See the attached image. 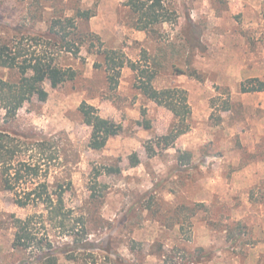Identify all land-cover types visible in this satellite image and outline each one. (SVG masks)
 Instances as JSON below:
<instances>
[{
	"label": "rangeland",
	"instance_id": "rangeland-1",
	"mask_svg": "<svg viewBox=\"0 0 264 264\" xmlns=\"http://www.w3.org/2000/svg\"><path fill=\"white\" fill-rule=\"evenodd\" d=\"M126 1L0 0V35L44 30V22L32 19L39 11L47 21L62 11L72 15L76 5L90 9L94 16L80 28L98 34L103 47L156 68L153 86L183 88L191 107L189 130L166 146L159 138L172 114L141 93L128 66L113 87L104 67H95L102 61L99 43L89 42L78 56H58L76 77L56 88L46 83V100L28 101L10 122L0 106V127L29 143L45 141L23 152L42 163V178L71 182L65 225L44 222L58 263L162 264L151 247L160 241L170 263L203 246L213 257L199 264H264V91H242L253 78L264 81V0H172L177 19L151 31L130 25ZM83 101L122 125L99 150L88 146ZM14 200L0 185V261L36 264L29 249L17 259L10 255V215L47 211Z\"/></svg>",
	"mask_w": 264,
	"mask_h": 264
},
{
	"label": "trees",
	"instance_id": "trees-1",
	"mask_svg": "<svg viewBox=\"0 0 264 264\" xmlns=\"http://www.w3.org/2000/svg\"><path fill=\"white\" fill-rule=\"evenodd\" d=\"M126 6L130 25L138 30L151 31L155 26L173 22L178 17L172 0H127ZM73 10L72 15L62 11L52 15L47 21L42 18L41 11L36 12L32 19L34 23L44 22V30L13 28L11 33L0 35V69L7 70L6 75L0 74V106L4 110V122L12 121L18 110L33 98L46 100V83L56 88L75 79L76 70L58 61L61 53L69 52L78 56L86 43L89 42L91 47L99 43L97 54L102 57V61L95 62V67H104L113 87L116 86V78L120 76L123 67L128 66L135 71L137 88L141 93L172 114L170 128L159 139L166 146L173 144L189 130L191 107L186 90L178 86L155 88L152 81L157 73L156 68H144L139 62L128 58L122 50L103 47L98 34L82 29L79 25L94 16L92 11L79 5L73 7ZM142 59L149 62L148 56L143 55ZM253 79L255 83L251 86H242L243 92L264 91V81ZM78 109L83 122L91 127L88 143L91 149L103 148L110 137L121 132L122 125L101 116L94 105L83 101ZM44 144V140L29 143L24 140V135L0 127V185L4 190L15 194L14 201L18 206H44L47 211L46 215L41 212L24 218L10 215L14 229L13 250L10 255L17 259L20 257L19 252L29 249L35 253L36 264H59V252L53 247L44 222L50 220L55 226L65 225L72 209L67 207L64 193L70 189L71 182L57 180L50 183L48 179L42 178V163L24 157L23 152L29 149V145L40 150ZM147 151L150 155L156 153L152 146H147ZM129 161L131 166L140 162L136 153L129 156ZM108 171H119V168ZM38 223H42L43 231ZM151 247L152 254L162 260V264H199L213 257L212 251L201 246L191 251L186 250L179 260L170 263L164 243L155 241ZM6 259L0 261V264H9Z\"/></svg>",
	"mask_w": 264,
	"mask_h": 264
}]
</instances>
